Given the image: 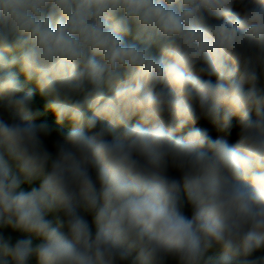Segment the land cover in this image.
I'll use <instances>...</instances> for the list:
<instances>
[{
  "label": "clouds",
  "instance_id": "9594fccd",
  "mask_svg": "<svg viewBox=\"0 0 264 264\" xmlns=\"http://www.w3.org/2000/svg\"><path fill=\"white\" fill-rule=\"evenodd\" d=\"M0 264H264V0H0Z\"/></svg>",
  "mask_w": 264,
  "mask_h": 264
},
{
  "label": "rangeland",
  "instance_id": "374dc122",
  "mask_svg": "<svg viewBox=\"0 0 264 264\" xmlns=\"http://www.w3.org/2000/svg\"><path fill=\"white\" fill-rule=\"evenodd\" d=\"M20 78H21V80H24L23 74H20ZM27 86L28 87H32V88L35 89V84L34 83H30ZM36 107L39 108L40 111L42 112V116L37 119V122H39L42 119L47 118V119H49L50 122H52L54 124V117L50 113H45L44 112L43 101L39 97L38 89H36ZM57 127H63L64 131H68L71 128V124L69 122L65 121L63 125H60V126H57ZM55 135L56 134L54 133L53 136L55 137Z\"/></svg>",
  "mask_w": 264,
  "mask_h": 264
},
{
  "label": "trees",
  "instance_id": "16d2710c",
  "mask_svg": "<svg viewBox=\"0 0 264 264\" xmlns=\"http://www.w3.org/2000/svg\"><path fill=\"white\" fill-rule=\"evenodd\" d=\"M234 122H235V119H234ZM189 127H209V130H210V134H212L213 136H216L218 135L219 133L215 130L214 127L210 126L207 124V122L205 121H199L196 125H189ZM185 131H187V129H185ZM237 129H234L232 131V134H231V137L229 138L230 139V142H235L236 139L238 138L237 136ZM215 138V137H214Z\"/></svg>",
  "mask_w": 264,
  "mask_h": 264
}]
</instances>
